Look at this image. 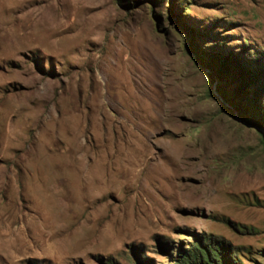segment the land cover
<instances>
[{
  "label": "rangeland",
  "instance_id": "obj_1",
  "mask_svg": "<svg viewBox=\"0 0 264 264\" xmlns=\"http://www.w3.org/2000/svg\"><path fill=\"white\" fill-rule=\"evenodd\" d=\"M189 45L264 65V0H0V264H264V128Z\"/></svg>",
  "mask_w": 264,
  "mask_h": 264
},
{
  "label": "trees",
  "instance_id": "obj_2",
  "mask_svg": "<svg viewBox=\"0 0 264 264\" xmlns=\"http://www.w3.org/2000/svg\"><path fill=\"white\" fill-rule=\"evenodd\" d=\"M194 53L195 60L199 65L208 69L212 79L223 78L231 75L236 79L237 84L232 89V93L227 95L216 84L215 90L219 97L228 104L235 112L238 119L264 128V69H261V61L242 59L239 60L234 55H219L209 53L205 56L196 52L194 47L189 45ZM196 53H195V52ZM264 66V65H263ZM220 250V251H219ZM226 250L221 243L213 246L211 242H197L185 256L181 259V264H235L223 254Z\"/></svg>",
  "mask_w": 264,
  "mask_h": 264
},
{
  "label": "bare ground",
  "instance_id": "obj_3",
  "mask_svg": "<svg viewBox=\"0 0 264 264\" xmlns=\"http://www.w3.org/2000/svg\"><path fill=\"white\" fill-rule=\"evenodd\" d=\"M40 182H41V185H43L45 183L44 181H40ZM59 182L60 181H58V180H52L51 182L48 181V184H45V185L48 186V187H51L52 185H57Z\"/></svg>",
  "mask_w": 264,
  "mask_h": 264
},
{
  "label": "water",
  "instance_id": "obj_4",
  "mask_svg": "<svg viewBox=\"0 0 264 264\" xmlns=\"http://www.w3.org/2000/svg\"><path fill=\"white\" fill-rule=\"evenodd\" d=\"M213 93L216 95V96H218V94L215 92V91H213ZM235 114V113H234ZM235 116H236V114H235Z\"/></svg>",
  "mask_w": 264,
  "mask_h": 264
}]
</instances>
